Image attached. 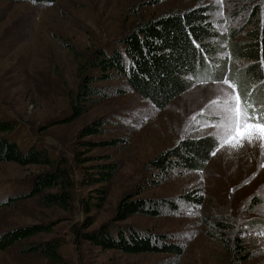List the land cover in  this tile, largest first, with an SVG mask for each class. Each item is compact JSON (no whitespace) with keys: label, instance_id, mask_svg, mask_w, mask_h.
Returning a JSON list of instances; mask_svg holds the SVG:
<instances>
[{"label":"rangeland","instance_id":"obj_1","mask_svg":"<svg viewBox=\"0 0 264 264\" xmlns=\"http://www.w3.org/2000/svg\"><path fill=\"white\" fill-rule=\"evenodd\" d=\"M248 1L59 0L37 5L0 0V114L1 120L15 119L20 125V146L28 148L34 140H40L50 152L66 160L77 180L78 201L89 192L79 183L83 167L98 161L83 163L77 156L88 159L109 155L120 170L110 184L107 205L96 214L91 230L114 223L120 200L143 188V198L167 200L176 207L156 218L140 215L120 225L166 236L167 241L185 248L179 259L165 253L128 255L105 250L74 235L75 226L82 225L85 217L78 203L74 212L66 213L43 208L39 199L33 198L0 211V234L33 224L48 225L51 233L27 244L59 238L64 243L59 251L62 260L51 262L38 254L26 255L20 245L0 251V264H264V148L258 142H246L239 149L219 146L205 170L172 171L159 183L149 184L152 170L148 164L157 155L187 138L209 135L219 142L218 125L225 101L234 103L232 98L239 95L245 104L243 91L232 81L223 78L196 85L164 110L127 89L71 124L50 123L68 106L78 85L76 61L65 45L80 52L98 47L110 52L140 22L200 5L214 9L215 26L228 38L232 29H239L247 20ZM236 39L242 41L244 36ZM228 60L233 61L231 56ZM101 85L124 84L110 81ZM99 119H105L106 133L89 140L125 138L128 143L93 151L80 145L81 129ZM42 170L38 166L0 164V200L27 195L29 181ZM188 194L200 195L204 203L185 202L182 198ZM235 248H242L243 257L249 260L235 262L231 253Z\"/></svg>","mask_w":264,"mask_h":264},{"label":"trees","instance_id":"obj_2","mask_svg":"<svg viewBox=\"0 0 264 264\" xmlns=\"http://www.w3.org/2000/svg\"><path fill=\"white\" fill-rule=\"evenodd\" d=\"M1 1L47 5L59 0ZM248 2L251 5L245 11L249 14L247 20L239 29H232L228 38L215 26L214 9L200 5L183 12H166L140 22L120 38L118 46L110 52L103 47L80 52L72 45H65L76 61L78 85L75 93L69 97L68 106L54 115L50 123L71 124L102 101L125 94L127 89L147 99L157 109L164 110L194 86L223 78L235 83L243 91L245 104H252L259 111L264 107V0ZM240 35L244 36V40L237 41ZM229 56L233 61L228 60ZM110 81H122L124 85H101ZM252 110L250 108L249 112ZM106 125L105 119H99L84 126L79 133L80 145L93 151L117 148L128 143L125 138L101 141L88 139L105 134ZM21 132L15 119L1 120L0 114V164L38 166L43 170L29 181L30 191L27 195L0 200V211L33 198H38L43 208H56L66 213L74 212L78 203L85 217L82 225L74 228L77 240L128 255L165 253L179 259L184 254V246L167 241L166 236L120 225L140 215L156 218L164 210L176 207L174 202L167 200L143 198V188L126 194L120 200L114 223L91 230L96 224V214L107 205L110 184L116 178L120 165L111 161L109 155L88 159L77 156V160L83 163L98 161L83 167L79 183L89 192L78 201L75 195L77 180L67 161L50 152L40 140H34L28 148H22ZM218 147L219 142L214 136L184 139L149 162L148 167L152 170L149 184L159 183V179L167 178L172 171L183 169L189 173L205 170L213 158L212 152H216ZM182 199L197 205L204 203L203 198L197 194H188ZM51 232V227L44 224L5 231L0 234V251L21 245L26 255L38 254L51 262H60L62 257L59 251L64 248L61 239L27 244L31 239ZM231 253L237 263L249 260V257H243L242 248L232 249Z\"/></svg>","mask_w":264,"mask_h":264},{"label":"snow or ice","instance_id":"obj_3","mask_svg":"<svg viewBox=\"0 0 264 264\" xmlns=\"http://www.w3.org/2000/svg\"><path fill=\"white\" fill-rule=\"evenodd\" d=\"M232 99L234 103L225 101L224 114L218 125L219 146L228 145L233 149H239L243 148L246 142L248 144L258 142L259 146L264 148V107L257 111L252 104L242 105L239 95ZM250 108L253 109L252 112H249ZM215 154L214 150L212 155Z\"/></svg>","mask_w":264,"mask_h":264}]
</instances>
